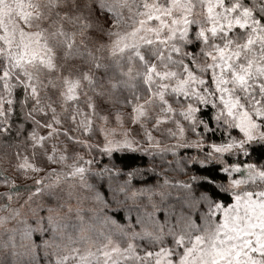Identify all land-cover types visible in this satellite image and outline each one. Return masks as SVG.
I'll list each match as a JSON object with an SVG mask.
<instances>
[{"label": "rangeland", "instance_id": "1", "mask_svg": "<svg viewBox=\"0 0 264 264\" xmlns=\"http://www.w3.org/2000/svg\"><path fill=\"white\" fill-rule=\"evenodd\" d=\"M242 1L111 0L112 8L109 0H46L42 8L0 0V142L16 69L38 107L30 144L11 154L0 143V194L11 183H41L0 208V264H48L64 246L81 250L78 264L99 256L101 264H184L197 240L196 264H264V199L228 235L218 229L236 196L264 193V163L226 164L227 206L178 183L195 161L241 155L264 140L215 151L241 139L238 123L264 126L256 121L264 118V27ZM75 2L98 38L85 51L67 24ZM226 99L239 101L231 114ZM208 103L221 142L207 135ZM128 150L148 154L168 181L138 190L102 170L103 158ZM96 205L120 207L125 221L91 218ZM70 217L79 224L60 221Z\"/></svg>", "mask_w": 264, "mask_h": 264}, {"label": "trees", "instance_id": "2", "mask_svg": "<svg viewBox=\"0 0 264 264\" xmlns=\"http://www.w3.org/2000/svg\"><path fill=\"white\" fill-rule=\"evenodd\" d=\"M242 2L246 6L253 7L255 17L264 27V0H243ZM109 3V6L112 3V8L117 7L118 4L117 2H111V0H109ZM79 8V4L75 2L73 4L71 19L67 21V24L71 28L70 31L73 34V38L79 44L76 47V51H85L81 47H87L88 40L91 37L93 40L98 38L93 35L91 36L87 25L90 20L86 16V13L82 11L83 8ZM83 24L86 25L84 26ZM89 50L91 49L89 48ZM24 78L22 71L16 69V72L12 76L9 94L11 99L10 110L6 114V123L3 125L4 129L7 130H4L1 136V145L11 154L15 153L16 149L21 150L23 144H30V135L36 130L38 123L36 98L27 90L23 82ZM201 117L209 127L207 132L208 137L213 141L221 142L224 139L225 131L215 128L213 109L208 107L201 112ZM261 151H264V140H257L248 144L241 155H227L224 160L205 156V163H201L199 160L195 161L190 167L189 172L180 179L178 178V183L205 193L212 201L226 206L230 205L233 202V194L227 189L229 180L225 169L226 164L229 166L243 165L248 162L263 164L264 158L259 156ZM100 166H105L102 169L105 173L112 175L124 183L130 184L138 190L144 188L146 185L165 180V178H167V181L169 179V177H166L165 170L161 165L157 163L153 165V161H151L148 154L137 150L115 151L109 158H103ZM173 179V181L176 180V178ZM44 183H47V181ZM40 184L29 183L21 185L11 183L10 187L0 194V208L16 203L19 198H28L41 189ZM136 202H139V200H136ZM119 209L120 207L118 209L117 207L114 209L103 206L98 208L96 205L94 210L89 211V215L92 218L104 216L106 213H115V219L119 222H124L123 215L116 213ZM60 221L64 223L66 221L78 223L77 218L74 217ZM65 247L67 246H64L63 250L61 249L62 247L59 249L61 252L58 251L59 253L55 254L56 257H50L48 264H78L82 260V257L79 255L82 253L81 250L73 253L72 251L65 250ZM136 255L140 254L137 252ZM100 258V256L96 259L90 258V263L101 264L99 262Z\"/></svg>", "mask_w": 264, "mask_h": 264}, {"label": "snow or ice", "instance_id": "3", "mask_svg": "<svg viewBox=\"0 0 264 264\" xmlns=\"http://www.w3.org/2000/svg\"><path fill=\"white\" fill-rule=\"evenodd\" d=\"M237 23H240L237 21ZM247 81L246 76H239L238 82L239 84L243 85ZM182 90V89H180ZM239 101L238 99L235 101H232L230 99H226L224 101L223 106L229 110V114H231L232 106L237 104ZM205 107H210L215 109V105L208 103L204 105ZM197 112L200 111V108L196 109ZM221 116V113H218V117ZM262 117L257 116L256 121H261ZM235 130L238 131L241 134V139L236 143H226L222 147H216L215 151L217 153H227L231 149H243L245 147L246 142H252L257 139H264V126L260 125L259 123H253L251 125H247L243 122L238 123L236 126H234ZM7 129H5L6 131ZM259 156L261 158H264V151H261L259 153ZM24 167H27V165H24ZM238 167H242L238 166ZM260 178H264V171H261L258 173ZM236 186H239L243 183H245V180L237 179L234 181ZM250 199L245 201L241 197H235L234 202L231 204L230 207H227L226 211L221 212L220 220L221 223L218 225L219 233L222 235H228L230 229L234 226V220H240L241 218L247 219L248 218V209L252 205L253 201L259 202L260 200L264 199V193L256 192V193H248L247 194ZM199 244V241L197 240L196 243L193 245V247L189 250V252L186 254V259L184 261V264H196L194 261V257L197 253V245Z\"/></svg>", "mask_w": 264, "mask_h": 264}, {"label": "clouds", "instance_id": "4", "mask_svg": "<svg viewBox=\"0 0 264 264\" xmlns=\"http://www.w3.org/2000/svg\"><path fill=\"white\" fill-rule=\"evenodd\" d=\"M41 7H46V0H39Z\"/></svg>", "mask_w": 264, "mask_h": 264}]
</instances>
